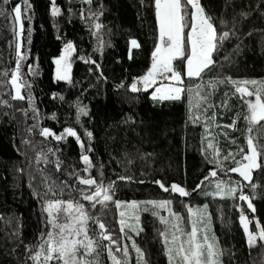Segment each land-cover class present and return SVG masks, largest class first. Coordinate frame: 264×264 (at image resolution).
Masks as SVG:
<instances>
[{
    "label": "trees",
    "instance_id": "trees-1",
    "mask_svg": "<svg viewBox=\"0 0 264 264\" xmlns=\"http://www.w3.org/2000/svg\"><path fill=\"white\" fill-rule=\"evenodd\" d=\"M18 2L20 0H9L4 5L0 0V8L11 9ZM29 3L31 12L25 13V16L30 15L31 19H25L22 37L21 51L27 55L22 73L23 79L32 84L31 92L40 112L33 119L27 100L11 99L14 89L10 83L0 84V98L8 100L11 105L0 104V264H34L29 259L27 248L32 246L35 250L40 234L46 230L44 203L49 199H74L84 203L93 217L99 216L103 220L121 247L124 244L129 246L130 264H137V254L131 247L132 239L144 250L147 264H168L163 238L159 235L164 225L158 216L152 214L150 206L149 211L140 213L143 231L136 235L127 230V235H124L119 230V210L114 203L109 202L107 208L101 211V205L92 208L89 202L82 199L77 189L87 186L79 184L75 176H69L77 170L80 175L88 176L83 172L86 166L80 160L79 143L74 137L56 141L54 137L45 139L40 135L43 127L59 134L69 126L77 130L86 147L90 144L93 149L88 153L95 165L90 169L91 175L97 180L103 178L105 184L116 180L115 199H171L173 211L186 218L187 204L197 207L207 203L211 213V233L218 237L224 249V264H264V241H258L250 249L240 223L243 208L244 214L264 225V169L253 171L252 183L258 187L256 198H252L255 212L247 207V202L239 199L233 201L202 194L182 197L179 193L165 192L152 182L160 179L166 186L179 183L191 192L209 169L215 167L205 158L211 159L212 154L201 150L206 149V130L202 123L204 115L211 117L213 112L216 113L215 120L208 122L214 127L220 125L217 131L213 129L216 131L214 138L225 152L239 143L246 146V99L239 93L233 94L232 85L221 84L210 98L215 107L200 114L199 122L193 123L190 116L196 113L195 110L189 112L187 91L181 100L160 102L151 99L153 89L130 90L128 86L133 79L144 75L151 66V53L159 42L154 0H93L91 6L81 0H55V6L61 10L57 16L51 13L53 0H29ZM201 3L218 26L221 17L229 21V27L233 16L238 21L242 20L237 25L239 39L225 42L215 57L218 66L204 76L203 81L199 78L189 80L185 76V85L203 83L207 87L209 78L216 76L264 79V0H201ZM100 4H103L100 22L104 25L102 35L106 42L102 52L97 50V37L91 34L92 18L86 21L79 14L81 9L89 7L96 11ZM241 11L249 15L242 18L239 16ZM12 24L11 15L7 18L0 15V81H10L17 59V37ZM249 32L251 36L246 35ZM132 39L137 40L139 48L131 45ZM68 40L76 44V52L72 54V83L55 78L54 58L61 55ZM237 45L239 51H234ZM81 56L95 59L100 68L81 60ZM225 57L228 59L225 60ZM29 65L32 73L28 72ZM90 68L92 71H89ZM5 71L8 72L7 77L3 75ZM101 71L106 79H97ZM121 82L124 87L118 88ZM28 91V88L22 89L24 94ZM53 93L57 94L56 97ZM77 98L89 109V114L82 116L79 122L75 115ZM225 101L226 107H222ZM53 113L56 119L52 118ZM234 119L235 129L224 128ZM35 124L39 127L29 132L28 128ZM85 130L93 133L91 139L85 135ZM223 132H227L228 136H224ZM260 133L264 144V129ZM232 138L236 143H232ZM24 140L32 143L25 144ZM49 147L59 148L60 151L55 156L49 153L48 162L41 160L38 164L37 152L41 149L47 152ZM148 153L151 155H145ZM56 156L62 161L59 170L55 166ZM223 162L234 166L231 159ZM101 171L103 177L100 176ZM118 175H131L134 179L131 182L119 181L116 179ZM216 178L242 180L238 173L230 172H219ZM53 181L56 182L53 185L55 196L48 192L46 186ZM63 181L72 187L65 188L61 194L58 186ZM243 183L249 184L248 181ZM244 191L250 195L251 187H245ZM159 211L161 215H166L164 210ZM187 227L190 230V225ZM100 259L101 264H112L106 251L101 253Z\"/></svg>",
    "mask_w": 264,
    "mask_h": 264
},
{
    "label": "snow or ice",
    "instance_id": "snow-or-ice-1",
    "mask_svg": "<svg viewBox=\"0 0 264 264\" xmlns=\"http://www.w3.org/2000/svg\"><path fill=\"white\" fill-rule=\"evenodd\" d=\"M81 2L91 6L93 0H81ZM2 3L7 5L9 0H2ZM154 8L159 25V42L155 44L151 53V66L144 75L133 79V82L128 86L130 90L140 92L142 86V89L147 91L155 85L154 91L150 94L151 99L160 102L181 100L183 94L187 91L189 112L192 113L195 110L196 113L190 116V119L193 123H197L200 120V114H205L209 108L215 107L210 102V98L218 86L230 84L234 87L233 94L239 93L241 97H247L245 103L248 114L244 116V119L248 122V127L246 130L247 151L244 147H239L235 153L229 151L227 154H222L220 147L214 142L215 138L208 140L207 149L212 150V158L208 159L207 156L205 158L209 164L215 165V167L209 169L208 174L202 178L191 192L179 183L173 182L166 186L160 179H155L152 182L159 185L165 192L179 193L182 197L202 194L206 197L227 198L233 201L239 199L247 202V207L255 212L256 208L252 196L246 193L244 188L250 186L252 195H255L257 185L252 183L253 171L264 169V144L259 142L260 130L264 129V123H262L264 122V79H237L232 76H216L209 78L207 87L203 84L185 87V76L189 80L199 78L203 81L204 76L211 73L218 66L215 57L224 47L226 41L233 38L239 39L237 25L242 23V20L238 21L237 17L233 16L231 27H229V21L221 17L218 26L214 18L206 11L201 0H154ZM60 11L55 6V0H53L52 15L57 16ZM29 12H31L29 0H20L11 9L0 8V15L6 18L8 15L12 16V29L17 37L15 68L11 72L10 81H0V84L10 83L11 88L14 89V95L11 96V99L27 100L33 111V119H36L40 110L36 106L35 97L31 92L32 84L23 79L22 73V61L27 59L26 53L21 51L23 46L22 37L25 29V19H31L30 15L25 16V13ZM79 14L86 21L92 18L93 23L90 24V28L93 30L91 34L97 37V50L102 52L106 43L102 35L104 25L100 22V17L103 16V4H100L96 11H93L91 7L87 10L81 9ZM248 15L249 13L243 11L239 13L242 18H246ZM30 32L29 29V34ZM246 35L251 36L252 33L249 32ZM131 45L135 48L140 47L136 39L131 40ZM234 51H239V45ZM74 52H76V44L72 40H68L64 44L61 55L54 58L56 80L72 83V54ZM79 58L86 63L95 65L97 69L100 68L97 61L90 56ZM224 59L227 60L228 58L225 57ZM89 71H92V69L90 68ZM28 72H33L30 65L28 66ZM3 75L7 77L8 72L5 71ZM102 77L103 72L101 71L97 79ZM103 78L106 79V77ZM117 87H124L123 82ZM24 88L29 89L27 94L22 93ZM52 95L56 97L57 94L53 93ZM60 99L64 100V97L60 96ZM0 104L11 107L9 101L2 98H0ZM226 104L225 101L221 106L226 107ZM75 108L78 122L82 116L89 114L88 106L83 105L79 98H77ZM21 111L25 110L21 109ZM215 117V112L212 113L211 117L204 115L206 130L210 127L208 121H214ZM52 118L56 119L55 113L52 114ZM36 127H39V124L29 127L28 131L32 132ZM217 127H220V125H217ZM235 127V119L231 124L224 126L228 129H235ZM254 130L256 135H253ZM40 135L45 139L54 137L56 141L65 140L66 137L76 139L81 149L80 160L86 166L83 172L88 173V176L80 175L79 170L69 173V176H75L79 184L87 186L86 188H79L77 191H79L84 201L90 203L92 208L101 205V211H104L109 202L115 204V207L120 210L118 223L121 234L127 235L125 232L127 228L139 235L143 231L139 213L140 211H149L151 208L152 214L158 216L160 222L164 225L159 235L163 238L168 264H224V249L220 246L218 237L211 233V213L207 211L209 207L207 203L195 208L191 204H187L188 217L186 218L181 213L173 211L171 207L173 201L171 199L147 201L115 199L116 180H109L105 184L103 178L97 180L96 177L91 175L90 169L95 165L88 153L93 149L90 144L87 147L85 146V142L74 127H65L59 134L51 128L43 127ZM85 135L91 139L93 133L85 130ZM211 135L212 133L208 132V136ZM223 135L227 137L228 133L223 132ZM23 143L31 144L32 142L24 140ZM232 143H236L234 138H232ZM207 149L202 148L201 150L206 152ZM59 151V148L53 147H49L47 152L41 149L36 154V161L38 164L41 160L47 163L48 154L55 156ZM237 156L240 157L238 160ZM229 159L232 160L234 166H228L223 162ZM128 163H132V160H128ZM61 164L62 161L59 156H56L55 166L57 170L61 168ZM100 168H103L102 164ZM19 171L22 172L23 169H19ZM219 172H225V174L228 172L238 173L242 180L215 179L218 177ZM103 175V171H101L100 176L103 177ZM116 179L131 182L134 177L131 175H118ZM44 181H47V177L44 178ZM244 181H248L249 184L245 185ZM138 182L143 183L144 181ZM205 182L213 185L210 191L204 190ZM55 184L56 182L53 181L52 184L46 185L48 192H51L53 196L56 195L53 188ZM58 187L60 193L63 194L65 188L72 186L67 181H63ZM36 195L39 196V193L37 192ZM142 204L145 206L143 209L141 208ZM159 210L167 211L168 215H161ZM44 212L46 213V230L40 234L39 243L35 246V250L32 246L27 248L30 253L29 259L34 264H101L100 257L104 251L107 252L112 264H130L129 246L124 244L121 247L118 239L113 238V233L108 230V226L103 220L99 216L93 217L84 203L74 199H49L44 203ZM240 223L243 226L250 249L257 245L258 240L264 241V225H261L257 220V230H250L251 221L244 214L243 208H241ZM188 225H190V230L187 227ZM128 239H132V237L128 236ZM106 241L107 243H105ZM131 247L135 249L137 254V264H147L144 250L137 245L134 239H132Z\"/></svg>",
    "mask_w": 264,
    "mask_h": 264
},
{
    "label": "rangeland",
    "instance_id": "rangeland-1",
    "mask_svg": "<svg viewBox=\"0 0 264 264\" xmlns=\"http://www.w3.org/2000/svg\"><path fill=\"white\" fill-rule=\"evenodd\" d=\"M25 62V60L24 61H22V66H23V63ZM201 84H203V83H201ZM241 96V95H240ZM245 99L247 98V97H244ZM194 102V101H193ZM203 117H201V119H202ZM202 123L203 124H205L206 122H205V120L204 121H202ZM209 123V122H208ZM211 129H212V132H211ZM213 129H215L216 131H217V125L214 127V126H211L210 125V127L206 130V132L204 133V141H205V143H206V149H207V143H208V140L209 139H213L214 138V136H216V131L215 130H213ZM208 132H211L212 133V135L211 136H208ZM253 135H256V132H255V130H254V132H253ZM261 135V136H260ZM259 136H260V140H259V142L261 143V144H263V139L261 138L262 137V133H259ZM214 142L216 143V140L214 139ZM219 146V145H218ZM220 147V149H221V152H222V154H227L229 151H232L233 153H235L236 151H237V149L239 148V147H244L245 148V151H247V148H246V146L244 145V144H241V143H239V144H237L236 146H234V147H230V148H228V151H224L223 149H222V147L221 146H219ZM207 152H209V153H211L212 154V150L211 149H207ZM238 157V156H237ZM215 179H220V178H215ZM225 180H228V179H225ZM212 187H213V185H211V184H206V186H205V188H204V190L205 191H210L211 189H212ZM258 188V187H257ZM257 188H256V190H255V195H252V189H251V193H250V196H252V198H256V196H257ZM145 206L142 204L141 205V208L143 209ZM195 208V207H194ZM120 211V210H119ZM163 211V210H162ZM208 211V210H207ZM165 213H166V215L165 216H167L168 215V213H167V211H164ZM140 213H141V211H140ZM140 213H139V215H140ZM246 215V214H245ZM249 219H250V221H251V223H250V230H253V231H256L257 229H256V221H257V219L256 218H250L249 217ZM140 224H141V222H140ZM127 230H130V229H125V231H127ZM128 232V231H127ZM211 234V233H210ZM259 241V240H258Z\"/></svg>",
    "mask_w": 264,
    "mask_h": 264
},
{
    "label": "crops",
    "instance_id": "crops-1",
    "mask_svg": "<svg viewBox=\"0 0 264 264\" xmlns=\"http://www.w3.org/2000/svg\"><path fill=\"white\" fill-rule=\"evenodd\" d=\"M159 82V81H158ZM196 85V84H195ZM185 87L187 88L188 86H186L185 85ZM150 89H153V91H154V89H155V85L152 87V88H150ZM150 89H148V90H150ZM184 95V94H183ZM247 99V98H246Z\"/></svg>",
    "mask_w": 264,
    "mask_h": 264
},
{
    "label": "built area",
    "instance_id": "built-area-1",
    "mask_svg": "<svg viewBox=\"0 0 264 264\" xmlns=\"http://www.w3.org/2000/svg\"><path fill=\"white\" fill-rule=\"evenodd\" d=\"M158 83H160V81ZM165 83H166V81H165ZM141 90H142V86H141Z\"/></svg>",
    "mask_w": 264,
    "mask_h": 264
}]
</instances>
